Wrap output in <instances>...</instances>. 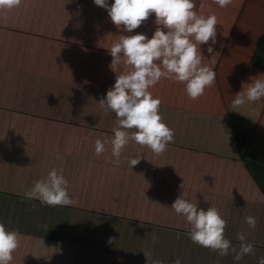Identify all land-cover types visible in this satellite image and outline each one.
Here are the masks:
<instances>
[{"label": "crops", "instance_id": "obj_1", "mask_svg": "<svg viewBox=\"0 0 264 264\" xmlns=\"http://www.w3.org/2000/svg\"><path fill=\"white\" fill-rule=\"evenodd\" d=\"M112 26L107 9L94 0H22L17 8L0 10V221L21 234L10 264H149L141 233L157 232L174 233L170 248L183 253L187 247L195 262L259 264L264 257V151L250 144L258 133L246 142L227 119V126L219 127L224 97L221 89L214 100L219 95L215 83L199 97L204 100H193L184 83L162 78L149 91L162 101L160 112L174 129V142L157 156L130 141L117 162L110 142L117 118L99 102L117 74L132 68L121 55L113 70L109 49L120 35L151 28L148 20L141 25L147 29L132 33L115 26L125 32L116 36ZM216 37L224 41L203 63L217 78L226 71L231 49L225 48L224 36ZM244 55L255 61V72H262L260 50L239 51L237 58ZM210 108H216L212 120L219 124L206 122ZM230 137L228 151L222 147ZM96 139L108 141L100 155ZM137 155L143 158L131 168L129 161ZM54 168L68 180L71 206H48L24 195ZM181 195L198 208L216 207L228 222L225 238L239 249L238 234L246 233L254 253L236 261L231 252L220 256L194 243L192 226L171 208ZM247 216L256 218L254 229ZM171 249L165 256L148 254L173 264L180 258Z\"/></svg>", "mask_w": 264, "mask_h": 264}, {"label": "clouds", "instance_id": "obj_2", "mask_svg": "<svg viewBox=\"0 0 264 264\" xmlns=\"http://www.w3.org/2000/svg\"><path fill=\"white\" fill-rule=\"evenodd\" d=\"M221 8H226L232 0H214ZM22 0H0V10H11L21 5ZM97 6L104 7L112 23L127 33L140 27L154 13L157 28L151 38L144 33L120 35L109 49L114 58L112 69L120 63L132 68L117 74L114 86L107 91L106 97L99 102L105 109H110L117 118L114 128L112 155L117 162L124 148L130 141L148 147L155 155H162L174 142L175 132L163 120L160 112L162 103L149 91L162 78L173 79L186 85L187 95L196 100L204 95L206 88L216 82V72L203 63L200 46L210 40L216 43L218 17L215 14L204 16L195 11L194 0H114L111 5L107 0H94ZM203 8V5H201ZM166 29V30H165ZM207 51L213 52L209 45ZM264 98V79L257 78L247 88L246 93L236 94L232 108L237 109L246 102H258ZM134 130V131H133ZM108 141L96 139L95 152L100 155L105 151ZM143 158L137 155L129 161L130 167L139 164ZM68 180L62 170L52 169L46 179L34 182V186L25 192L27 199H39L48 206H71L74 201L67 190ZM177 214L186 217L192 226L190 239L205 248L226 256L229 252L239 261L246 254L254 253V246L247 242L244 232L238 234L239 249L232 246L225 238L227 220L216 207L207 210L198 208L192 202L179 196L172 204ZM250 228L256 227V218L245 217ZM153 236V241H156ZM21 234L10 230L0 221V264H10L13 253L20 247ZM111 242V241H109ZM149 264H161L145 253ZM174 264H181L179 259ZM259 264H264L261 257Z\"/></svg>", "mask_w": 264, "mask_h": 264}, {"label": "rangeland", "instance_id": "obj_3", "mask_svg": "<svg viewBox=\"0 0 264 264\" xmlns=\"http://www.w3.org/2000/svg\"><path fill=\"white\" fill-rule=\"evenodd\" d=\"M194 2L196 5L195 11H197L198 14L204 16L215 14L218 17L219 24L216 26L217 36H224L226 40L225 48L227 47L231 49V52L228 55V66L227 68H224L226 71L218 73V76H221V79L217 77L214 85V92H219V95H215L216 93L214 94V100H218L220 98L221 89V96L222 98L224 97L223 110L225 118L224 120H220L219 127L227 126L229 121L232 129L241 131V134L244 136L243 139H245L244 141L246 142L252 139V137H248L252 134V132L256 131L258 133V140L256 139V142H253L252 139L250 144L255 143L260 145L261 150L263 147L264 151V98H261V100L256 103L246 102L243 106L237 109L232 108V102L236 98V94L241 91L246 93L247 88L255 81V79H264V63L262 64L263 73L255 72L254 68L251 67V64L255 63V61L253 62L252 57L244 55L237 58L239 51L243 50L245 54L249 53L252 55L254 50L256 52L260 50L262 57L258 56L257 60L261 63L262 58L264 61V0H232V3L226 8H221L214 2V0H194ZM201 5H203V8H201ZM155 20V14L152 13L148 19L151 30L145 32L149 38L153 36L157 28ZM114 27L115 26H112V30H110L111 32H114V35L117 36V34L125 33L122 29L118 30L114 29ZM140 28L147 29L144 26H140ZM133 32H137V29L133 30ZM222 41H224V39L216 37L215 44H212L211 40L207 44H202L200 48L204 57L203 59H205L206 55L209 54L207 51L209 45L213 48ZM198 100H204V96L202 98H198ZM210 109L211 111H209L210 114L206 122L209 121L210 123L219 124V121L214 119L212 120V116L215 118L218 116V114L215 113L216 108ZM168 111L169 109H167V112ZM196 121L198 123V120ZM196 121H194V123ZM202 125V121L199 120V126L202 127ZM231 142L232 138L230 137L229 141H226L228 145L224 144V147L222 148L230 151L233 148V144H231Z\"/></svg>", "mask_w": 264, "mask_h": 264}, {"label": "trees", "instance_id": "obj_4", "mask_svg": "<svg viewBox=\"0 0 264 264\" xmlns=\"http://www.w3.org/2000/svg\"><path fill=\"white\" fill-rule=\"evenodd\" d=\"M134 227V224L132 223V228ZM136 230V229H135ZM141 233V232H136L134 235ZM146 239H144V248H146L145 250H143L142 252H146V253H153L155 254L154 256H158L160 254H162L163 256L168 255L167 249H171L170 248V240H171V236L174 235V233L172 232H166V233H161V232H157V233H141ZM153 236H155L157 239L156 241H153ZM190 242V241H188ZM167 248V249H166ZM184 248V252L183 253H177L178 250L172 248L171 251L172 253H174V257H178L180 258L179 260L181 261V264H202L199 262H195L193 260H190L189 257V251L186 250L187 252H185V249L187 247H183ZM135 249V247H134ZM160 253V254H159ZM166 253V254H165ZM133 257H136V255H134ZM142 260H146L143 256H141ZM166 259V258H165ZM175 261V260H174ZM174 264V262H173ZM219 264V263H216Z\"/></svg>", "mask_w": 264, "mask_h": 264}]
</instances>
